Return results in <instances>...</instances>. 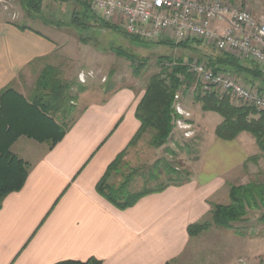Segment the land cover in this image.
I'll return each instance as SVG.
<instances>
[{
  "label": "crops",
  "instance_id": "obj_1",
  "mask_svg": "<svg viewBox=\"0 0 264 264\" xmlns=\"http://www.w3.org/2000/svg\"><path fill=\"white\" fill-rule=\"evenodd\" d=\"M252 7L256 18L264 17V0H252ZM5 15H0V91L12 86L30 98L42 70L54 66L70 84L76 122L52 149L25 136L13 144V152L31 167L24 187L8 194L0 208V264L91 257L101 264H252L251 259L264 264V218H254L256 208L241 222L243 236L236 224L213 225L195 236L188 230L209 217L213 204L230 203L231 185L260 180L255 174L264 165L252 159L261 150L251 133L232 140L206 135L198 159L187 164L189 182L119 209L96 185L139 130L136 108L145 87L81 85L80 73V80L99 79L89 78L88 71L103 77L102 65L86 68L78 58L73 66L63 64L59 52L65 45L57 38L31 26L20 29ZM95 90L98 95H92Z\"/></svg>",
  "mask_w": 264,
  "mask_h": 264
},
{
  "label": "trees",
  "instance_id": "obj_2",
  "mask_svg": "<svg viewBox=\"0 0 264 264\" xmlns=\"http://www.w3.org/2000/svg\"><path fill=\"white\" fill-rule=\"evenodd\" d=\"M23 2L31 12L40 11L42 0H23ZM102 25L117 28L106 22ZM17 26L20 29L28 28L25 25L17 24ZM154 41L181 46L188 44V42L175 43L170 39ZM115 52L133 60L120 48H116ZM164 59L166 57H162L160 62ZM242 61L239 57L222 52L209 57L206 64L216 72L232 70L237 74L246 73L254 79L261 78L263 75L261 68L250 67ZM140 65L134 68L135 75L139 74ZM193 80L194 75L180 62L168 66L162 65L161 70L147 80L145 93L136 108V117L141 123L140 128L128 146L109 164L96 185L97 192L117 208L127 209L144 196L191 180L188 167L181 169L166 159H158L150 168L148 175H141L144 185L142 189L136 190L137 169L134 168L128 172L123 170L128 166L125 158L129 148L137 145L144 135H149V144L154 148L163 147L171 139L176 123L181 118L176 111L175 95L183 85L184 93L187 92ZM69 87L70 84L60 78L59 70L48 65L39 75L37 92L32 97H26L12 86L4 87L0 91V208L8 194L24 187L31 167L28 162L13 152V144L21 136H25L37 142L47 143L52 149L76 122L75 118H71L74 112V105L71 102L74 101V97L68 93ZM194 100L201 104L203 111L217 112L222 116L223 120L215 130L219 138L232 140L242 132H249L261 150V154L252 159L257 161L260 157L264 158V112H259L255 107L236 105L229 93L219 92L217 89L204 90L201 85L196 89ZM58 113H61V117L64 118L60 119ZM172 154L175 153L172 152ZM117 177L120 179L117 180ZM162 178L164 181L161 180ZM149 182L153 184L150 185ZM253 208H264V182L254 180L244 185H231L230 203L213 204L209 217L189 225V233L195 236L213 225L234 228L235 224L245 220L249 210ZM261 218H264V214ZM101 263L100 259L91 257L86 261L64 260L54 264ZM166 264L174 263L169 261Z\"/></svg>",
  "mask_w": 264,
  "mask_h": 264
},
{
  "label": "rangeland",
  "instance_id": "obj_3",
  "mask_svg": "<svg viewBox=\"0 0 264 264\" xmlns=\"http://www.w3.org/2000/svg\"><path fill=\"white\" fill-rule=\"evenodd\" d=\"M231 1L243 4L242 6L237 5L241 8L250 10L253 8L252 0ZM25 5L23 0H0V15L6 14L3 18L12 19L18 25L31 26L52 38H57V41L65 45L59 52L60 59L65 65L73 66L78 61L76 58L79 59V65L84 64L86 68L96 66L97 63L102 65L104 73L100 72L99 75L103 77L88 71L89 78L98 77L99 79L95 78L89 81L83 77V80L82 78L80 80V75L84 73L82 72L78 77L79 82H82L81 85L90 88L93 87L92 85L99 84L106 87L127 84L145 87L149 77L158 73L162 65L168 66L179 62L187 66L189 72L194 75V80L187 92L184 93V85L177 92L183 107L190 113V115H183L189 126L185 128L176 124L171 139L163 147H152L149 144V135H144L137 145L129 148L125 158L128 166L123 171L137 169L136 190L143 188L144 180L141 175H148L150 168L158 159H166L174 166L183 169L199 156L201 143L206 135L208 138L216 137L215 127L223 120L222 116L217 112L199 109L201 104L194 100L199 85L204 90L217 89L222 92L220 88L206 83L194 70L195 65L206 64L209 57L222 53L214 44L205 43L197 37L183 41V43L188 42L187 46L135 39L128 35L121 23L99 17L88 3L79 0H42L39 12H31ZM103 22L115 25L117 28L104 27ZM82 42L88 46L83 45ZM116 48L123 50L133 60L117 54ZM226 53L239 57L245 65L261 68L263 75L256 79L246 73L237 74L232 70L229 72L238 75L248 83H258L259 88H256L264 91V68L254 60L242 58L230 51H226ZM162 57H166V59L160 62ZM69 58H74V61ZM140 63L143 64L140 65ZM138 65H140L139 74L135 75L134 68ZM67 79L70 80V77ZM98 91L95 90L92 95H98ZM232 100L236 105L241 106L237 99L232 97ZM257 110L264 112V110ZM209 144L205 146V149ZM256 162L263 166L264 158L260 157ZM255 175L263 180L264 166ZM119 179L120 177H117V180ZM161 180L164 181V178ZM149 183L153 184V182ZM258 210L253 212L255 213L254 218L264 214V208ZM236 225H239L237 226L239 231L242 230L239 234L245 235L244 224L237 223ZM251 262L256 264L252 259Z\"/></svg>",
  "mask_w": 264,
  "mask_h": 264
},
{
  "label": "built area",
  "instance_id": "obj_4",
  "mask_svg": "<svg viewBox=\"0 0 264 264\" xmlns=\"http://www.w3.org/2000/svg\"><path fill=\"white\" fill-rule=\"evenodd\" d=\"M88 3L104 19L121 23L128 35L146 40L170 39L180 43L199 38L222 52L230 51L254 60L264 68V17L256 18L249 8L231 0H79ZM236 4V5H235ZM223 23L222 29L215 24ZM208 84L229 93L241 106L264 110V91L231 72H216L205 63L194 66ZM180 127H188L190 115L175 95Z\"/></svg>",
  "mask_w": 264,
  "mask_h": 264
}]
</instances>
